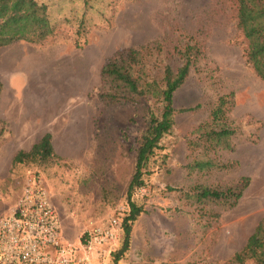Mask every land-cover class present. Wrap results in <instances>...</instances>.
Returning <instances> with one entry per match:
<instances>
[{
	"label": "rangeland",
	"instance_id": "rangeland-1",
	"mask_svg": "<svg viewBox=\"0 0 264 264\" xmlns=\"http://www.w3.org/2000/svg\"><path fill=\"white\" fill-rule=\"evenodd\" d=\"M34 1L48 6L54 34L0 47V217L14 212L34 178L61 216L65 243L94 264H115L137 150L162 103L152 94L110 102L102 96L114 90L103 66L135 48L143 84L163 86L166 68L185 63L180 50L196 44L198 60L174 96L175 125L149 163L145 186L134 191L144 211L118 264H238L235 254L264 218V80L245 56L237 0ZM260 62L264 67V55ZM230 92L233 150H190L195 130ZM46 133L53 136L52 163H14L23 146ZM197 160L216 166L191 170ZM244 178L251 183L234 206L201 202L192 190L241 188ZM98 228L116 236L96 242Z\"/></svg>",
	"mask_w": 264,
	"mask_h": 264
},
{
	"label": "trees",
	"instance_id": "trees-1",
	"mask_svg": "<svg viewBox=\"0 0 264 264\" xmlns=\"http://www.w3.org/2000/svg\"><path fill=\"white\" fill-rule=\"evenodd\" d=\"M238 27L243 32L248 47L245 52L247 61L253 65L256 72L264 80V67L260 62L264 55V0H237ZM55 27L50 20L48 6L31 0H0V47L9 46L21 41L37 43L44 41L54 34ZM200 50L194 45H187L180 50L185 63L179 69L167 67L163 86L156 82H145L135 73V66L140 63V51L135 48L117 53L109 59L102 69L105 80L112 82L110 93L103 94L110 102L116 103L129 96L142 97L152 94L162 103L159 115L152 113L149 125L142 137L137 150L136 170L128 188V203L130 211L124 218L123 228L125 237L122 248L115 254V264L129 250L133 223L143 213L142 206L133 200L134 191L145 186V175L156 151L161 149V142L171 132L175 125L176 108L174 96L176 91L189 77L192 67L196 64ZM2 84L0 82V89ZM134 99V98H131ZM130 99V100H131ZM235 103V93L230 92L219 97L209 118L195 130L198 137L189 142L190 150L198 147L206 151H216L219 148L233 147L231 137L236 129L229 122V112ZM197 107L182 111L194 110ZM56 158L53 136L46 133L30 151L19 150L14 163L43 161L52 163ZM216 164L212 160L195 161L189 167L191 170L212 168ZM243 187H222L195 184L192 190L201 201L224 202L236 205L243 197L245 189L250 185V178L243 179ZM173 190V188H171ZM234 261L238 264H264V218L259 222L245 246L235 254Z\"/></svg>",
	"mask_w": 264,
	"mask_h": 264
},
{
	"label": "built area",
	"instance_id": "built-area-1",
	"mask_svg": "<svg viewBox=\"0 0 264 264\" xmlns=\"http://www.w3.org/2000/svg\"><path fill=\"white\" fill-rule=\"evenodd\" d=\"M115 236L114 229L98 228L91 238L102 243ZM0 264L94 263L65 243L61 216L46 188L33 178L14 212L0 217Z\"/></svg>",
	"mask_w": 264,
	"mask_h": 264
},
{
	"label": "crops",
	"instance_id": "crops-1",
	"mask_svg": "<svg viewBox=\"0 0 264 264\" xmlns=\"http://www.w3.org/2000/svg\"><path fill=\"white\" fill-rule=\"evenodd\" d=\"M0 82H1V84H2V88H1V94H2V91H3V82L0 80ZM0 97H1V95H0ZM36 143H33L30 147H27V146H23L20 150H26V151H30L32 148H33V146L35 145Z\"/></svg>",
	"mask_w": 264,
	"mask_h": 264
}]
</instances>
